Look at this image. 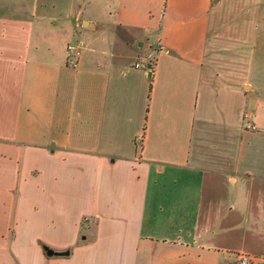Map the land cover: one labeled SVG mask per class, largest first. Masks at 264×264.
<instances>
[{
	"label": "crops",
	"instance_id": "1",
	"mask_svg": "<svg viewBox=\"0 0 264 264\" xmlns=\"http://www.w3.org/2000/svg\"><path fill=\"white\" fill-rule=\"evenodd\" d=\"M241 253L264 264V0H0V264Z\"/></svg>",
	"mask_w": 264,
	"mask_h": 264
},
{
	"label": "built area",
	"instance_id": "2",
	"mask_svg": "<svg viewBox=\"0 0 264 264\" xmlns=\"http://www.w3.org/2000/svg\"><path fill=\"white\" fill-rule=\"evenodd\" d=\"M83 45L84 44L82 40L77 42H70L66 45V53H67L66 63L68 66L76 67L78 65V60L81 55V50ZM150 64L151 62H149V64H144L143 62H140V63H136L135 67L141 69H148ZM252 116L253 114L249 112H246L243 115V126L247 130L255 129V125L251 119ZM143 139H144L143 133L134 136L133 142L138 149L141 148ZM252 260H253L252 257L248 254L241 253L237 255V264H252Z\"/></svg>",
	"mask_w": 264,
	"mask_h": 264
},
{
	"label": "rangeland",
	"instance_id": "3",
	"mask_svg": "<svg viewBox=\"0 0 264 264\" xmlns=\"http://www.w3.org/2000/svg\"><path fill=\"white\" fill-rule=\"evenodd\" d=\"M245 112H250L249 110H246ZM226 264H237L236 262L234 261H229V262H226Z\"/></svg>",
	"mask_w": 264,
	"mask_h": 264
}]
</instances>
